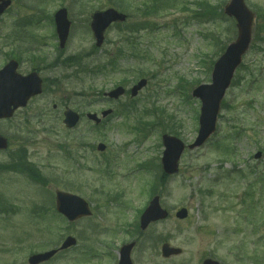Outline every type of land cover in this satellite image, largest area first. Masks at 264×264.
<instances>
[{
	"label": "rangeland",
	"instance_id": "rangeland-1",
	"mask_svg": "<svg viewBox=\"0 0 264 264\" xmlns=\"http://www.w3.org/2000/svg\"><path fill=\"white\" fill-rule=\"evenodd\" d=\"M145 1L152 2L12 0L0 17V68L15 58L20 73L37 69L45 81L42 94L0 121V134L10 142L0 162L13 167L21 149L29 167L47 179L41 185L28 170L0 169V201L14 209L11 217L0 215V264L27 259L68 234L78 245L48 264H116L118 251L111 248L100 262L82 252L90 244L102 250L118 245L122 237L137 241L135 264H202L207 257L221 264H264V0H245L256 14L253 40L223 97L215 133L187 150L179 173L167 179L160 166L162 135L175 134L187 144L195 140L201 101L192 91L211 83L214 63L236 39L237 27L223 12L229 0H205L214 14L203 22L194 13L201 0H160L164 8L158 12H145ZM61 7L72 22L64 48L54 21ZM108 7L128 19L113 24L97 47L91 15ZM33 56L43 57L45 65ZM141 78L148 83L137 96L105 99L106 91L120 84L129 90ZM66 106L84 114L74 129L63 123ZM108 108L113 113L100 125L85 115L100 116ZM99 143L106 149L98 150ZM58 188L85 198L95 217L65 228L67 223L55 217ZM155 194L170 219L137 238L130 233L139 223L137 211ZM183 206L189 216L178 220L175 212ZM89 226L102 232L95 233L97 242L84 238ZM105 234H116L113 244H105ZM16 235L23 237L21 243ZM164 243L181 254L164 258ZM13 249L16 253L8 252Z\"/></svg>",
	"mask_w": 264,
	"mask_h": 264
},
{
	"label": "water",
	"instance_id": "water-1",
	"mask_svg": "<svg viewBox=\"0 0 264 264\" xmlns=\"http://www.w3.org/2000/svg\"><path fill=\"white\" fill-rule=\"evenodd\" d=\"M11 0H0V15L9 7ZM225 13L235 17L237 21L238 35L226 49L225 53L215 63L213 79L211 84L198 86L193 95L201 98L202 108L200 116V130L198 137L190 149L201 146L215 131L217 116L220 110L221 101L226 89L229 87L236 68L242 62V57L248 50L252 40V27L254 13L247 7L245 0H231L225 6ZM126 15L115 8H108L104 11H97L92 15L91 28L97 40V45L104 42L106 29L117 21H124ZM57 32L60 39V46L64 47L69 36L71 21L68 19L66 8L60 9L55 14ZM18 62L11 60L0 70V119L12 117L15 110L27 105L28 100L42 92V79L37 72H32L26 76L18 73ZM147 84L146 79L140 80L133 88L132 95H136ZM125 93L122 86L117 87L108 93L112 98H119ZM111 110L103 112L107 116ZM88 117L97 123L101 121L97 114L89 113ZM80 120V115L76 111L67 108L65 111L64 123L68 128H73ZM165 150L163 152L162 164L164 171L168 174H175L179 171V161L185 149V143L178 137L164 134L162 137ZM8 147V140L0 136V150ZM105 145L100 144L99 149L103 150ZM257 156H260L258 153ZM57 209L70 220H75L90 213L89 204L82 197L57 191ZM188 212L182 208L177 212V217L185 218ZM168 216L167 210L160 204V196H155L141 217V227L145 229L151 222L164 219ZM76 243L75 238L68 237L62 248L69 247ZM133 244L122 248L121 260L119 264H132L129 252ZM163 255L169 257L179 254L181 249L164 244ZM55 251L37 254L30 259L32 264L49 259ZM203 264H220L213 259H206Z\"/></svg>",
	"mask_w": 264,
	"mask_h": 264
},
{
	"label": "flooded vegetation",
	"instance_id": "flooded-vegetation-1",
	"mask_svg": "<svg viewBox=\"0 0 264 264\" xmlns=\"http://www.w3.org/2000/svg\"><path fill=\"white\" fill-rule=\"evenodd\" d=\"M39 65H41V66H43V65H45V62H43V61H41V62H39ZM43 81H44V79H43ZM32 100V99H31ZM30 100V101H31ZM30 103V102H29ZM29 105V104H28ZM54 108H56V107H54ZM19 110H21V109H19ZM19 110H17V112L19 111ZM16 112V113H17ZM0 152H2V151H0ZM12 164H16V165H18V166H21V163L19 162V161H17V160H15ZM9 167V165H6V163H2V162H0V169H7ZM9 209H3V210H0V215L1 214H4V215H7L8 217H11V215H13V212H14V209H13V207L12 206H10V205H8L7 206ZM95 211L92 209V211H91V214L89 215V216H85V217H83V218H88V219H91V218H94L95 216ZM55 217H58L59 219L61 218L62 220H64L67 224H66V226H65V228H70V227H72L74 224L73 223H77L79 220H77V221H75V222H69L68 220H67V218H65L63 215H60L58 212H56V216ZM128 224V223H127ZM115 225H113V227H114ZM127 226H129V224L127 225ZM89 229H91V232L90 233H88V235H87V233H85V231H83L84 233V238H86V240L87 241H90V239H91V243H94V241H96V239H95V237H96V235H95V233H102V232H97V230H96V232L95 231H93L94 229H96V226H89L88 227ZM53 229H55L54 227H49V230H53ZM125 229V227L121 230V232L123 231ZM88 230V229H87ZM104 232V231H103ZM121 232H119V233H121ZM129 232V230L128 231H126V234ZM105 233V232H104ZM123 233V232H122ZM133 236L135 235V233H136V225H135V229L132 231V232H130ZM69 235V234H68ZM67 236V235H66ZM65 236V237H66ZM126 236V235H125ZM65 237L63 238V239H61L60 240V242L59 243H56L55 244V246H53V247H51V248H49V249H53V248H58L60 245H61V243H62V241L65 239ZM136 237V236H135ZM122 238H124V240L123 241H120L119 242V244L118 245H116V244H113V242L115 241V239H116V234H113V235H109V234H105V237H104V239L105 240H107V243H105V244H108V242H109V244L111 243V244H113V246L112 245H107L103 250L101 249V248H97V249H94V246L92 245V244H90V246H88L87 248H86V250L85 251H83L82 252V255H84V256H88V255H90V254H93L94 255V260H97V262H100V259H102L103 257H106V256H109V255H111V251L109 250V248H111L112 250H115V251H118L117 253H118V257H117V263H118V260H119V250H120V247L122 246V245H124L125 243H128L129 242V240L128 239H125V237H122ZM14 239L15 240H17V241H19V243H21V241H23L22 239H23V237H21L20 235H16L15 237H14ZM97 242V241H96ZM102 243H104V242H102ZM19 245V244H18ZM73 248H75V247H72V248H69V249H65V250H59L58 252H57V254L53 257V258H51V260L52 259H54V258H56V257H58V256H64L66 253H68L70 250H72ZM135 248L136 247H134L133 248V251H132V255H133V252H134V250H135ZM49 249H45V250H43V251H46V250H49ZM43 251H38V252H43ZM8 252L9 253H16V250L14 251V249L13 250H8ZM31 254H33V253H30L29 254V256L27 257V259H24V260H22V261H18V260H12L11 262H8V263H6V264H29V257H30V255ZM51 260H49V261H47V262H44V263H41V264H48V263H50V261ZM115 264V263H114Z\"/></svg>",
	"mask_w": 264,
	"mask_h": 264
},
{
	"label": "trees",
	"instance_id": "trees-1",
	"mask_svg": "<svg viewBox=\"0 0 264 264\" xmlns=\"http://www.w3.org/2000/svg\"><path fill=\"white\" fill-rule=\"evenodd\" d=\"M161 1L160 0H154L153 2H152V4L150 5V6H147V9H152V10H155V9H158L159 7V3H160ZM200 6L202 7V8H208V5L206 4V3H200ZM206 15V13L205 14H203V16H205ZM120 55H121V53H120ZM117 60L119 59L118 57L116 58ZM77 63H79V61H78V59H77ZM107 67H108V64L107 65H105L104 67H103V69H107Z\"/></svg>",
	"mask_w": 264,
	"mask_h": 264
}]
</instances>
